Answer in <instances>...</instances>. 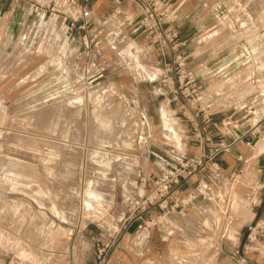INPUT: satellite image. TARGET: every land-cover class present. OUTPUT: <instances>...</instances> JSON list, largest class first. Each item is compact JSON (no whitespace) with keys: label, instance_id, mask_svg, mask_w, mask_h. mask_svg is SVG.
<instances>
[{"label":"crops","instance_id":"1","mask_svg":"<svg viewBox=\"0 0 264 264\" xmlns=\"http://www.w3.org/2000/svg\"><path fill=\"white\" fill-rule=\"evenodd\" d=\"M169 1L172 10L165 27L178 31L186 43L183 50L189 66L204 85L212 87L204 98L209 105L207 110L213 119L223 118L228 125L221 127V132L210 123L207 126L215 142H231V148L218 155L215 171L203 174L211 186L209 198L197 197L188 202L181 215L172 213L167 223L159 226L146 227L145 219L127 223L104 264H203L214 248L217 251L212 264H237L246 256L249 259L256 256L253 259L257 264H264V93L257 89L264 86V75L245 76L246 67L237 60L240 54H254L257 47L264 54V0ZM91 9L94 23L103 25L111 37L134 39L129 53L105 51L103 66L107 77L143 86L148 92L150 87H155L153 94H142L135 88L133 95L142 104L157 103L159 117L167 108L180 132L179 140L164 137L167 130L162 127V139H154V146L149 147L151 165L142 174L148 180L144 188L148 192L152 186L150 180L160 173V160L166 156L170 144L189 154L197 153L203 145L180 115L177 104L167 105L160 98L163 57L158 44L136 29L140 17L138 6L130 0H93ZM164 50L168 52V48ZM234 169H240L234 181L237 201H248L249 207L241 206L222 214L215 202L219 204L224 195L214 183H224ZM199 178L200 175L182 179L174 196L185 199L195 191ZM253 199L257 202L253 203ZM252 224L257 228L254 240L257 255L235 253V249L246 244V231ZM86 226L80 222L73 225L80 230L75 238L79 243L63 254L68 264L97 262L94 253L97 236L92 227ZM5 256L0 250V262L7 261ZM12 264L19 263L15 260Z\"/></svg>","mask_w":264,"mask_h":264},{"label":"rangeland","instance_id":"2","mask_svg":"<svg viewBox=\"0 0 264 264\" xmlns=\"http://www.w3.org/2000/svg\"><path fill=\"white\" fill-rule=\"evenodd\" d=\"M259 49L237 58L247 77L264 75ZM16 80L4 87L0 109V185L8 191L0 195V250L19 264H68L63 254L79 243L73 225L86 224L98 236L102 225L126 215L124 196L151 165L148 149L162 139L161 128L175 140L180 132L167 108L159 117L157 103L145 101L144 107L133 95L135 88L153 94L155 87L148 92L111 79L77 98L43 101L31 97L43 87ZM257 89L264 93L263 85ZM247 203L234 199L233 210ZM254 226L237 254L257 255ZM216 251L203 264H212ZM253 258L237 264H257Z\"/></svg>","mask_w":264,"mask_h":264},{"label":"built area","instance_id":"3","mask_svg":"<svg viewBox=\"0 0 264 264\" xmlns=\"http://www.w3.org/2000/svg\"><path fill=\"white\" fill-rule=\"evenodd\" d=\"M92 1L0 0V109L6 105L7 88L4 87L11 78H16L20 84L43 87L44 92L31 95H40L43 101L77 98L92 88H101L105 81L112 79L107 77L103 66L105 51L117 50L122 55L129 53L134 39L123 36L116 39L103 25H96ZM130 1L140 10L136 29L155 41L161 49L163 71L160 73L159 95L167 103L177 104L180 115L190 124L203 148L189 154L170 144L166 156L160 160V173L150 180L151 189L145 191L148 180L144 175L131 183L123 200L127 214L114 219L111 224L102 225L103 230L95 239L96 264L105 263L127 223L145 219L146 227L159 226L167 223L172 213L181 215L188 202L197 197L209 198L211 186L203 179V174L208 170L215 171L218 155L231 148V142L214 141L207 125L210 123L221 132V127H226L228 121L213 119L212 113L207 110L209 105L204 102L206 85L188 64L183 50L185 41L180 39L176 29L165 27L172 10L171 2ZM239 172L240 169H234L224 183H214L217 191L224 195L220 205L215 202L222 214L233 209L234 199H237L234 181ZM197 175L200 178L193 193L185 199L174 196L182 179ZM7 192L0 185V194ZM252 202L257 201L253 199ZM238 252L239 249H235V253ZM12 263H15L12 259L0 262Z\"/></svg>","mask_w":264,"mask_h":264},{"label":"bare ground","instance_id":"4","mask_svg":"<svg viewBox=\"0 0 264 264\" xmlns=\"http://www.w3.org/2000/svg\"><path fill=\"white\" fill-rule=\"evenodd\" d=\"M69 197V196H68ZM70 209V208H69Z\"/></svg>","mask_w":264,"mask_h":264}]
</instances>
